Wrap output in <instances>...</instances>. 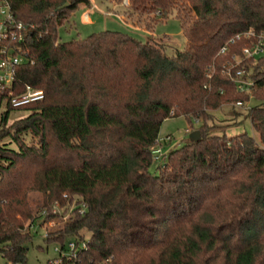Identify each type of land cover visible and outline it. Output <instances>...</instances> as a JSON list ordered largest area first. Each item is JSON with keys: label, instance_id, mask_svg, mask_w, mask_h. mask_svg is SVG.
Returning <instances> with one entry per match:
<instances>
[{"label": "trees", "instance_id": "16d2710c", "mask_svg": "<svg viewBox=\"0 0 264 264\" xmlns=\"http://www.w3.org/2000/svg\"><path fill=\"white\" fill-rule=\"evenodd\" d=\"M8 1L13 17L34 28L29 60L16 65L12 86L0 87L6 262L26 264L35 234L27 219L78 194L83 213L44 237L62 246L85 239L72 264H264V77L255 66L254 85L240 91L221 72L238 45L217 54L239 30H264V0H130L146 29L178 19L187 41L171 56L123 31L60 40V26L89 0ZM28 87L42 97L14 106L9 90ZM250 96L249 108L233 104ZM225 104L236 116L244 109L257 136L219 133L212 110ZM179 115L191 128L200 121V137L169 148L153 169L159 127ZM32 190L41 193L36 213ZM54 259L45 264H70Z\"/></svg>", "mask_w": 264, "mask_h": 264}, {"label": "rangeland", "instance_id": "374dc122", "mask_svg": "<svg viewBox=\"0 0 264 264\" xmlns=\"http://www.w3.org/2000/svg\"><path fill=\"white\" fill-rule=\"evenodd\" d=\"M129 6L130 0H89L87 5L81 3L71 14V21L61 25L58 29L59 38L60 40L67 41L72 40V38H85L92 32L114 30L127 32L135 39L144 43L147 41L151 44L158 43L168 56H171L177 49H184L187 39L176 17L170 16L167 19L158 20L149 30L144 27L143 22H137L138 14L132 13ZM85 11L92 17L91 22L87 24L84 23L85 21H83L82 17ZM255 103L256 101L253 100L252 104ZM229 108H231V105L225 104L222 108L212 110L215 115L213 121L222 125V128L218 129L219 133L226 132L228 135H234L247 131L249 134L257 136L244 109L236 116L235 112ZM24 113L25 111H17L13 115L20 116ZM199 124L200 121L192 119L191 128L188 118L182 115L165 118L159 127L160 139L158 140L159 144L163 146V153L169 148L187 141L189 133L197 128ZM166 135H170L171 139L165 140ZM158 164V162L154 161L152 168L155 169ZM29 195L34 206L33 212H35L38 209L36 206L41 199V193L32 190ZM81 200L82 198L78 194L68 195L66 203L59 206L57 209L58 214L52 218L54 222L52 224L61 225L74 212H78ZM51 206L45 208L46 212L51 211ZM28 222L29 219L25 221V227H27ZM50 227L52 226L44 224L36 228V230L30 228L35 234L27 244L26 264H45L49 258L58 256V252L53 249L56 242L44 239L43 232ZM0 264H7L1 253Z\"/></svg>", "mask_w": 264, "mask_h": 264}, {"label": "built area", "instance_id": "2783aa9c", "mask_svg": "<svg viewBox=\"0 0 264 264\" xmlns=\"http://www.w3.org/2000/svg\"><path fill=\"white\" fill-rule=\"evenodd\" d=\"M83 21L88 22L90 14L87 11L83 12ZM34 24L20 21L13 17L11 5L8 0H0V87L12 86L15 78L16 65L23 61H28V50L25 46L30 32L33 30ZM240 43V44H239ZM238 45V50L233 51L229 57L225 59L222 66V73H226L232 80L235 81L237 88L241 90H249L255 83L253 72L255 66L259 65V71L264 77V30H254L252 28L239 30L232 34L223 43L217 51L218 55L227 54L230 52V46ZM253 72V73H252ZM207 86V85H205ZM10 100L14 106L24 104L27 101L40 99L43 95L40 89L27 88L21 94H12ZM254 98L250 96L247 102L237 100L233 104L236 107L249 108L251 107ZM171 139L170 135H166L165 140ZM163 146L159 143L152 147V159L159 161L163 154ZM66 196V194H64ZM62 203L54 201L51 206V211L46 212V207L39 213L38 221H31L29 227L36 230L41 225L53 226L52 218L58 214L57 209ZM78 212L83 213L86 208L85 200H81L78 206ZM55 225V224H54ZM44 236H47V230H44ZM86 246V241L83 238L67 237L63 246L56 242L53 246L58 252L54 262L62 261L66 258L70 264L74 263L78 257L79 251ZM7 264H24L7 262Z\"/></svg>", "mask_w": 264, "mask_h": 264}, {"label": "water", "instance_id": "95a60500", "mask_svg": "<svg viewBox=\"0 0 264 264\" xmlns=\"http://www.w3.org/2000/svg\"><path fill=\"white\" fill-rule=\"evenodd\" d=\"M69 5V2L66 1L65 3H63L62 5L59 6V8H63ZM200 137V130L198 128L193 129L190 133H189V139L192 140H197Z\"/></svg>", "mask_w": 264, "mask_h": 264}, {"label": "crops", "instance_id": "0c3cea01", "mask_svg": "<svg viewBox=\"0 0 264 264\" xmlns=\"http://www.w3.org/2000/svg\"><path fill=\"white\" fill-rule=\"evenodd\" d=\"M91 19H92V17H91V15H90V18H89V21H88V22H91ZM88 22H84V23L87 24Z\"/></svg>", "mask_w": 264, "mask_h": 264}]
</instances>
